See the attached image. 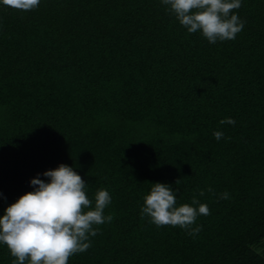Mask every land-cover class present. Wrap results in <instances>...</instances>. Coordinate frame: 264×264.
I'll return each instance as SVG.
<instances>
[{"label":"trees","instance_id":"trees-1","mask_svg":"<svg viewBox=\"0 0 264 264\" xmlns=\"http://www.w3.org/2000/svg\"><path fill=\"white\" fill-rule=\"evenodd\" d=\"M165 7L0 4V214L64 163L93 202L110 192L113 216L68 264H264V0H242L243 29L216 43ZM155 182L177 190V205L204 189L198 233L141 216ZM13 259L0 245V264Z\"/></svg>","mask_w":264,"mask_h":264},{"label":"clouds","instance_id":"clouds-1","mask_svg":"<svg viewBox=\"0 0 264 264\" xmlns=\"http://www.w3.org/2000/svg\"><path fill=\"white\" fill-rule=\"evenodd\" d=\"M165 10L173 15L188 33H199L209 43L235 39L244 27V21L233 11L241 7L242 0H160ZM20 11L36 9L40 0H0ZM220 124L234 125L235 119L224 117ZM219 141L229 137L222 129L213 130ZM46 177L40 179L39 177ZM32 190L24 192L8 204L0 214V245H6L11 264H68L74 253L84 252L91 246V236L99 229L95 226L111 222L112 214L104 209L111 203L106 188L97 189L94 202L86 193L87 182L75 167L59 163L53 169L37 173L28 181ZM209 192L212 188H207ZM176 189L168 183H151L143 197L141 216H147L156 226H179L194 236L201 225H193L199 215H208L207 203L201 202L204 189L191 198V203L177 205ZM228 199L229 193H218Z\"/></svg>","mask_w":264,"mask_h":264},{"label":"rangeland","instance_id":"rangeland-1","mask_svg":"<svg viewBox=\"0 0 264 264\" xmlns=\"http://www.w3.org/2000/svg\"><path fill=\"white\" fill-rule=\"evenodd\" d=\"M262 242H264V239H263V241Z\"/></svg>","mask_w":264,"mask_h":264}]
</instances>
